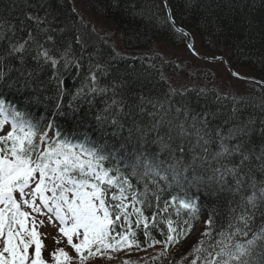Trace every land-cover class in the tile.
<instances>
[{
  "label": "trees",
  "instance_id": "16d2710c",
  "mask_svg": "<svg viewBox=\"0 0 264 264\" xmlns=\"http://www.w3.org/2000/svg\"><path fill=\"white\" fill-rule=\"evenodd\" d=\"M85 2L111 25L114 36L105 37L84 23L72 0H0V73L4 74L0 79V99L29 114L41 129L51 123L54 131L74 143L87 140L125 158L143 152L167 160L169 150L163 144L174 148L182 143L185 161L189 162L197 140L196 129L191 125L203 127L200 118L207 114L209 123L204 131L212 143L205 146L207 153L195 147L198 155L207 156V161H197V173L210 175V167L239 163L238 155L214 159L223 139L230 148L241 144L242 151L251 156L244 170L251 168L257 181L264 180L261 161L256 159L264 152V91L243 83L241 97L224 100L215 92L212 78H203L199 84L204 88L192 87L195 80L189 74H183L189 76L185 81L176 74L173 65L160 67L157 54L160 44L176 49L185 46L182 36L167 20L160 0ZM168 3L175 23L193 34L198 52L227 57L233 69L264 81V0H168ZM29 34L33 40L25 46V52L9 55L12 46L28 40ZM40 45L60 60L55 69L43 60L33 59L42 51ZM66 50L72 63L64 68L60 56ZM93 74L95 80L91 78ZM205 88L213 90H201ZM181 123L189 135L180 136ZM7 126L10 123L4 129ZM161 136L163 142L158 139ZM130 179L142 188L143 180L137 185L136 177ZM189 195L196 200L197 218L186 210L179 217L173 214L171 218L178 230L189 226L184 220L191 225L189 233L206 230L205 221L213 208L218 212L216 228L227 226L232 196L228 190L216 191L201 184L191 187ZM145 215L150 216L151 212L146 210ZM260 223L257 217L254 230ZM132 230L139 243V247H132L140 254L130 256L122 264H190L193 257L189 253L199 244L196 241L184 244L181 239L166 247L162 231L166 233L167 227L163 223L158 228L149 224L150 237L144 235L142 226L138 229L133 224ZM153 239L161 243L149 246ZM162 252L165 254L161 255ZM144 254H149L150 259L145 260Z\"/></svg>",
  "mask_w": 264,
  "mask_h": 264
},
{
  "label": "snow or ice",
  "instance_id": "6c2138e0",
  "mask_svg": "<svg viewBox=\"0 0 264 264\" xmlns=\"http://www.w3.org/2000/svg\"><path fill=\"white\" fill-rule=\"evenodd\" d=\"M30 40L31 34L28 40L13 45L9 55L23 54ZM39 47L42 51L33 59L43 60L55 69L60 60L50 54V49ZM67 51L60 56L64 68L72 63L67 59ZM20 59L23 62V55ZM3 78L0 73V79ZM91 78L96 79L94 74ZM184 112L187 118L188 110ZM9 123L10 130L0 135V264H48L42 257L43 243L37 231L44 219L37 217H44L57 227L77 254L73 257L64 248H58L51 254L54 264H73L77 258L79 264H85L89 257L102 255L104 250L139 247L133 224L138 229L142 226L144 235L150 237L149 224L158 228L163 223L167 227L166 233L162 231L165 246L179 243L191 231V225L184 220L189 226L178 230L171 217H179L186 210L197 218L196 200L189 190L201 184L216 191L228 190L232 196L226 227L216 228L217 209L209 211L207 228L202 233L207 240H201L189 253L193 257L190 264H264V180L257 181L251 168L244 170L245 162L251 160L250 154L242 151L241 144L230 148L221 139L214 159L238 155L239 163L210 167V175L197 173V161H207V156L198 155L195 147L207 153L205 146L212 143L204 131L209 123L207 114L200 118L203 127L191 125L196 129L197 140L189 162L185 161L182 143L174 148L163 144L169 150L167 160L143 152L125 158L87 140L74 143L54 131L51 123L41 129L29 114L0 99V133ZM179 128L181 137L190 134L184 123ZM168 138L171 140L172 136L169 134ZM158 139L163 142L164 138ZM256 159L264 170V152ZM130 177H136L137 185L143 180L142 188L134 185ZM146 210L151 212L150 216L145 215ZM257 217L261 223L254 230ZM159 243L153 239L149 246Z\"/></svg>",
  "mask_w": 264,
  "mask_h": 264
},
{
  "label": "rangeland",
  "instance_id": "374dc122",
  "mask_svg": "<svg viewBox=\"0 0 264 264\" xmlns=\"http://www.w3.org/2000/svg\"><path fill=\"white\" fill-rule=\"evenodd\" d=\"M72 2L76 12L84 23L89 24L100 34L114 36L111 25L106 23L102 18H100V16L95 14L89 4L85 2V0H72ZM193 48L196 49L195 43H193ZM157 52L161 60V66L160 64L159 66L164 68V65H173L172 67L177 71L176 74H180V78L183 80L189 78V76L185 77L183 74H189L190 77L195 80L192 83V87L204 88V86L199 83L203 80V78L205 79L207 77L209 78L208 80L212 78L213 82H215V92H218L220 95L226 97H241V93L243 92L241 87L245 81L233 77L222 63H211L206 60H201L199 62L194 60V62L193 58L196 56L188 48L176 49L166 43L160 44ZM206 58H208V56H206ZM235 72L239 76H247L246 74L238 72L237 70H235ZM201 90L212 91L213 89L209 88L208 90L205 88ZM7 131H9V127H7L3 133H6ZM37 219H44V225H37V231L41 233V240L43 243L42 256L48 261V264H54L51 254L58 248H64L65 251L69 253V255L77 257L75 250L67 244L66 237H63L62 234L58 232L57 227H54L53 224L49 223L44 217H37ZM203 232L204 230H196L187 234V237L183 238L182 240L184 241V244L193 241L199 243L200 239L204 237L202 236ZM54 237L58 238L60 242L57 243ZM74 242L78 241L74 238ZM29 251L31 253L32 249ZM85 254L87 255V253ZM137 254H140V252L133 247H124L119 251L104 250L102 255L96 254L89 257L85 261V264H122L126 263L130 256L134 257ZM152 255L153 254L151 253V256ZM143 257H146L145 260L150 259L149 254H144ZM73 264H79L78 258L74 259Z\"/></svg>",
  "mask_w": 264,
  "mask_h": 264
},
{
  "label": "bare ground",
  "instance_id": "6f19581e",
  "mask_svg": "<svg viewBox=\"0 0 264 264\" xmlns=\"http://www.w3.org/2000/svg\"><path fill=\"white\" fill-rule=\"evenodd\" d=\"M161 1V0H160ZM165 8V7H164ZM165 11H166V9H165ZM171 11V10H170ZM166 16H167V12H166ZM167 20H168V17H167ZM169 21V20H168ZM186 31V30H185ZM189 35H186V36H184L183 34H181V33H179L181 36H182V41H183V43H184V49H189L190 50V48H189V46H188V43H187V40H188V37L187 36H189V38H190V40H192V43H195V38H194V36H193V34L191 33L190 34V32H188V31H186ZM105 37H109V36H107V35H104ZM193 46V45H192ZM171 47H173V46H171ZM174 48V47H173ZM198 58H197V60H203V59H201L200 57H202V58H205L204 60H226V62H228V58L227 57H223V56H218V55H215V56H209V55H205L204 53H203V51H201V52H198ZM206 56H208V58H206ZM215 63H222L223 65H224V63L223 62H221V61H218V62H215ZM229 63V62H228ZM230 65V64H229ZM231 67V66H230ZM232 70L234 71V73L237 75V73L235 72V69H233L232 68ZM229 73H230V71H229ZM231 74V73H230ZM233 77H235V78H238V79H240V80H244L245 81V84H246V86L247 85H249V84H251V85H256L261 91H264V81H261V80H259L258 78H256V77H250V76H239L238 75V77L237 76H235V75H233V74H231ZM189 85H191V84H189ZM220 95V94H219ZM220 98H222V99H224V100H226V98H228V96L226 97V96H223V95H220ZM218 101V100H217Z\"/></svg>",
  "mask_w": 264,
  "mask_h": 264
},
{
  "label": "water",
  "instance_id": "95a60500",
  "mask_svg": "<svg viewBox=\"0 0 264 264\" xmlns=\"http://www.w3.org/2000/svg\"><path fill=\"white\" fill-rule=\"evenodd\" d=\"M161 2L163 3L165 9H166V12H167V17H168V20L170 22V24L172 25V27L179 33L183 34L184 36L186 35H189L184 29H182L180 26H178L175 21L173 20V17H172V14H171V11H170V7H169V4H168V1L167 0H161ZM171 15V19H169V16ZM173 21H174V24H173ZM190 36V35H189ZM188 37V40H187V43H188V46L190 48V50L192 51L193 54H195L197 57L198 56V53L195 51V49L193 48V43H192V40H190V38ZM191 46V47H190ZM201 59H205V58H202L200 57ZM206 61H209V62H218V61H221L224 63L225 67L228 69V71H230L231 74L235 75L238 77V75H236L234 73V71L232 70V68L230 67L229 63L226 62V60H206Z\"/></svg>",
  "mask_w": 264,
  "mask_h": 264
}]
</instances>
